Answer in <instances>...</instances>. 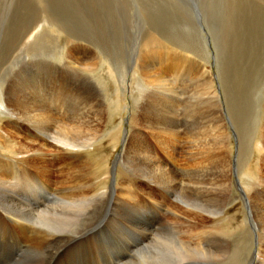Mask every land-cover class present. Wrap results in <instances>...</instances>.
Wrapping results in <instances>:
<instances>
[{
	"label": "rangeland",
	"instance_id": "rangeland-1",
	"mask_svg": "<svg viewBox=\"0 0 264 264\" xmlns=\"http://www.w3.org/2000/svg\"><path fill=\"white\" fill-rule=\"evenodd\" d=\"M154 39L159 42L155 57L160 56L163 62L168 54L176 67L185 69L159 71L164 76L166 93L159 87L162 80L156 87H149L153 81L150 70L140 68L151 53L146 46ZM73 52L76 58L92 59L91 71L81 73L80 78L67 66ZM151 66L144 61V68ZM16 81L14 92L12 85ZM30 84L44 91L65 92L67 102L59 110L72 113L77 121L90 120L95 124L100 111L103 126L97 139L87 145L76 142L77 149L82 148L77 152L86 161L84 165L56 161L60 153L56 155L43 142L45 137H53L51 142L62 147L59 143L66 141V133L59 134L57 128L49 133H37L34 126V130L18 128L20 124L16 122H27L21 118L17 105L28 95L25 86ZM48 105L49 112L54 113L55 103L48 101ZM152 105L170 107L169 128L177 135L171 133L173 137L163 141L139 128L144 126L145 112ZM6 107L16 111L8 115ZM215 116L220 130L212 127ZM262 122L264 0H0V154L7 158L0 156L4 170L0 168V176L10 182L9 177L15 175L19 180L13 184L17 185L14 196L9 189H0V258L13 259L20 253L16 226L33 219H38L35 224L48 220L50 225L42 222V227L50 233H62L64 238H146V234L148 238H171L163 225L169 224L176 199L165 190L166 177L162 176L184 179V192L192 188L191 182L198 176L219 177L212 174L225 173L228 191L223 208L212 219L220 222L208 225L213 238H220L223 257L220 256L219 264H236L239 255L243 264H264L263 252L254 259L255 252L264 250L263 223L260 229L258 216L247 207L250 197H246L254 190L256 198L264 202V166L260 161L264 151L258 149L264 145ZM134 128L137 135L132 138ZM209 129L219 131L221 150L206 148L211 133L205 131ZM124 137L131 138L136 146L129 155L124 154L122 162L116 163ZM166 144H177L175 152L166 154L170 148ZM224 148H230L229 158L222 153ZM43 157L46 162H42ZM155 157L160 167L154 164ZM27 160L32 163L26 167ZM41 162L49 174L42 170ZM104 174L111 180L106 185ZM258 179L260 182L253 183ZM43 181L52 189H88L91 194L84 218L62 217L56 198L42 193ZM4 185L0 182V187ZM96 188L100 194L91 197ZM7 197H20L40 208H11ZM121 198L130 199L128 202ZM180 200L184 202L181 206L190 211L202 204L184 195ZM185 222L189 224L188 220ZM221 230L226 235H221ZM156 232L162 233L154 237ZM29 236L33 238L31 233Z\"/></svg>",
	"mask_w": 264,
	"mask_h": 264
},
{
	"label": "bare ground",
	"instance_id": "bare-ground-1",
	"mask_svg": "<svg viewBox=\"0 0 264 264\" xmlns=\"http://www.w3.org/2000/svg\"><path fill=\"white\" fill-rule=\"evenodd\" d=\"M250 7H252V6H250ZM243 15H245V14H243ZM239 22H240V20H239ZM227 27H229V26H227ZM158 44H159V42L155 39H154V41L151 40L148 43L146 48L150 47V50H147V51L151 52V53H149L148 55L146 54L147 58L144 61H148L150 64H152V66L149 68H144L143 67L144 61H142L140 68L143 69L145 72L150 70L153 81L148 83L149 87L152 86L154 88V84L156 87L158 85V84L156 85L158 80H162L159 87H160V90H162L163 92L166 93L168 91V89H166V86L164 84V79H163L164 76L160 75L161 74L160 72H166L168 70V68H169V70L174 69L175 71H181V70H185V69L176 67L173 64L174 60H171L172 56H168V54L164 57L166 59V61L163 60V62L160 61V56L155 57V55H153V54L157 53L156 50H158V47H159ZM78 50L80 51L82 49L78 48ZM165 53H166V51H165ZM68 55H69V53H68ZM161 57H162V55H161ZM91 62H92L91 58H85V57L84 58H76L75 52H73L72 59L68 61L69 65H67V66L72 67L75 74L80 78L81 73L91 71ZM153 65H155L156 70H153ZM177 75H179V74H177ZM189 77H191V76H189ZM206 78H208V77H206ZM42 83L43 82H38L37 84H42ZM81 83H83V82H81ZM137 83L142 84L140 81H137ZM16 84H17V81L14 82L12 85L13 86L12 90H14V92H16V90H17V88L15 87ZM56 85H58V84H56ZM145 85L146 84H144V86ZM36 86L37 85H34V84H30V85L25 86L26 91H28L29 93L27 96H24L25 99L23 101H21V102L18 101V105H17L18 109L17 110H18V112H20V114L22 116L21 118H24L25 120L27 119L26 123L16 122V124H20V125L22 124L23 125V126L19 125L21 128L19 126H18V128L21 130H22V128H23V130H28V129L34 130L35 129L34 127H36L37 133L40 131H44L45 133H49V132L53 131V129L57 128V130L60 131L59 134L66 133V138H67L66 141L59 143V144L63 145L62 147L56 146L53 142H51L52 140H54L53 137H45L43 142L45 143V145L47 147L51 148L53 150V153H56V155L60 153L61 156L56 161L61 160L64 162H68L69 164H77L78 163V164L84 165V163H86V161L82 160V156L78 155V152H77L78 150H82V148L77 149L76 142L83 143V144L87 145V142H90L92 140L97 139V137L99 136L98 134L101 130V127L103 126V125H101L102 124V117L99 113L100 111L98 110L99 112L96 114V117L98 119L97 120L94 119V121H93V122H95V120H96L95 124L92 123L90 120L89 121H77V118L72 113H69V112L64 113L62 110H59L60 105L64 104V103L66 104V102H67L65 92H63L61 89L44 91L43 90L44 88L41 89V88L36 87ZM47 87H48V85H47ZM17 92H19V91H17ZM23 92H24V90H23ZM14 96H13V98H14ZM20 100H22V99H20ZM48 101H52L55 103V105L53 107V109L55 111L54 113L49 112ZM9 106L12 107V105H9ZM10 107H8V108L6 107L8 113L5 110L6 108H4L3 110H5V112L8 115L9 114L13 115V113L16 110L14 108L11 109ZM143 108H145V107H143ZM208 111H210V110H208ZM140 112H142V109L140 110ZM171 115H172V111H171L170 107H168V108H166V107L156 108V107H153V105L149 106V108L145 112L146 120L144 121L142 119L145 122V124L143 127H139V128H142V129L146 130L147 132H150L151 134H153L156 137L165 141L166 138L173 137L172 135H170L171 133L174 135L178 134V133H174V131L169 128L171 126L170 125L171 120L169 119V118H172ZM217 117L215 116V121L212 122V127L214 129L220 130V124L217 122ZM261 124L263 125L261 137H262L263 143H264V122H262ZM136 129L137 128H134L132 130V132H133L132 138L136 134ZM57 132L55 134H57ZM205 133H211L209 136L210 142L206 145V148L209 149L210 151L221 150L223 147L222 146L223 144H221V135H220L219 131H216V130L212 131L211 129H209V130H206ZM213 133H214V135H213L214 137H212ZM129 136L130 135H128V137ZM79 137L82 138L81 139L82 142L78 141ZM177 144H171V145L166 144V145H170V148L166 151V154L167 153H174L175 147ZM121 145H122V147H121L122 151H121V153L117 154V156H116L117 158L115 157L116 163L122 162L124 154H125V156L129 155V153L133 150L132 148L135 144L133 145V141L131 140V138L127 140L124 137ZM258 149L260 151H264V145H263V147H261V145H260V148H258ZM138 152H140V151H138ZM222 153L225 154L227 156V158H229V153H231V150H230V148H228V149L224 148ZM0 156H3V155L0 154ZM3 157H5V156H3ZM156 157L154 158V164L156 165V167H160L159 165L156 164V163H159V160L156 159ZM129 158H125V159H129ZM132 159H134V158H132ZM155 159H156V163H155ZM43 160H44V157L42 158V162H46L45 160L44 161ZM9 161L11 162L12 165L17 166V164L14 161H11V160H9ZM81 161H83V162H81ZM260 161H261V165L264 166V153L262 154ZM42 162H41L42 170L49 174V172L47 171V169L45 168V166ZM126 162H128V160ZM135 162H136V160H135ZM30 163H32V162L31 161L28 162V160H27L25 162V166L27 167L28 164H30ZM8 164H7V166H10V163H8ZM7 166H6V168H7ZM127 166H129V165H127ZM157 169L159 170V172H161V170L159 168H157ZM17 171H19V170H17ZM64 174L68 175L71 173L70 172H64ZM64 174H61V175H64ZM8 175H9V172H8ZM212 175H218L219 177H213L210 175L198 176L192 180V182H191L192 188L190 190H187L184 192H182V191L187 186V182L184 179H182V181H180V180L176 179V177H174V176H168V175L162 176L163 178L166 177L165 182L168 184V185L166 184L165 190H168L167 191L168 193L171 192L172 194H170V196L174 197L176 199L175 204L172 206V209L170 211L172 214V218H171V220L169 219L170 220V221H168L169 224L163 225L167 229L166 231L165 230L164 231L171 233V238H148V234H146V238H83V237L82 238H74V237L64 238L65 237L64 234H62V233H50L48 230H46L42 227V225H43L42 222L50 225V222L48 220L42 219V222L35 224V222L38 219H33L30 223L17 224V226H16V227H18L17 233L20 236V238H18L19 239L18 244H19L21 251L13 259L8 258V256H7L8 259L5 258L4 256H2L0 258V264H219V258L223 254V252L220 251L221 245L218 243L220 241L219 240L220 238H213V236H212L213 231H211V229L208 227V225L209 224L210 225H219L220 221L218 220V218L216 219L215 222H212V219L214 221L215 215L218 214V212L221 210L220 208H223V207H221V205L224 201L223 199H225L224 196L226 195V193L228 191L227 187L229 185L226 187V185H225L226 182L224 183V179L227 180V178L224 176V175H226L225 173L212 174ZM105 176H106V174H104V180L106 178V182H105V185H106L108 183V181H111V180H109V176H106V177ZM0 178H2L0 180V182L5 184L3 187H0V189L2 191H7L9 189L11 195L14 196L15 195L14 190L17 188V185H13V184L19 182L18 178L16 179L15 175H13V176L9 177L11 180L10 182H9L8 178L1 177V176H0ZM261 178H262V176H261ZM239 179H242V178H239ZM260 179L252 180V181H253V183H256V182H260ZM132 181L134 182V180H132ZM118 182H117V184H118ZM26 183H28V182H26ZM41 185H42V188H41L42 193L44 195H47L48 197H50V196L55 197L56 201H58V204L61 205V211L59 212V214H61L62 217H67L68 215H71V216L75 217L74 219L84 218V211H87L86 205L88 204V200H90L89 195L91 194V193L88 194V192H89L88 189L73 188V187H65L62 189H55V188L52 189L50 187V185H47V182H45V181H43V184H41ZM145 185H147V188H150V186H148L147 183ZM30 189H31V192H35V190L33 188H30ZM115 189H117V188H115ZM126 189L127 188H124V190H126ZM53 190H54V192L56 191L55 195H52V193L50 194V192ZM176 190H178V192H175ZM100 191L101 190H99L98 188L94 189L92 191L93 195L91 197H93L94 195L100 194ZM103 194H104V192H103ZM174 194H176V195H174ZM241 194H242V192H241ZM250 194L251 195H246V197H248V198L250 197L249 200L247 201V207L250 208V211L252 212L253 215L258 216V217H256V220H257L259 228L260 229L262 228V223H263V229H264V204H263L264 202L262 203L260 198H256L257 194L254 190H251ZM58 195H60V196L57 198ZM183 195L185 197H187L189 200H199L202 202V204L195 205L196 206L194 208L195 211H190L188 209H185L184 207L181 206V205H184V202L180 200ZM132 196L134 197V194ZM96 197L98 198V196H96ZM251 197L253 198V203H251V199H252ZM37 198H38V196H37ZM125 199H126V201H128L130 198H128V199L127 198H121V200H123V201ZM165 199H163V200H165ZM7 200H8V204H11V208H17V209H28V208L39 209L40 208V206L34 207V206L29 205L27 202L20 200V197L18 198V200L14 199L13 197H11L9 200V197H7ZM38 200H39V198H38ZM132 200H135V199L133 198ZM42 202H45L44 198H43ZM162 202H164V201H162ZM33 203H34V201H33ZM82 204H85L84 208L81 207ZM100 204H101V202H100ZM154 204H156V203H154ZM244 205H245V203H244ZM155 207H156V205H155ZM88 208H89V206H88ZM160 208H162V207H160ZM65 211H67V212H65ZM219 215H221V212L219 213ZM219 215H217V216H219ZM184 220L185 221L188 220L189 224H187V222H185ZM190 222L192 223V225L190 224ZM206 223H208L207 226H206ZM206 230L209 231L211 234L209 232H207ZM145 231H146V228L143 230V233ZM261 231L263 232L264 230H261ZM149 232H153V231H149ZM154 232H155V230H154ZM30 233L32 234L33 238L30 237L31 235L29 236ZM33 233H35V235ZM159 233H162V232H158V233L156 232L154 237H156ZM219 233H221V235H224V234L226 235V232L222 231V230ZM14 245H13V247H14ZM0 246L2 247V245H0ZM10 248H11V246H10ZM262 252L264 253V250L261 252H255L254 253V259L259 258L261 256ZM10 256H11V254H10ZM262 257H264V255ZM232 258H235L234 253L232 254ZM3 259H7V260L6 261L4 260L5 262H3ZM244 260H245V258H244ZM242 262L243 261L241 259V255H239L236 264H243ZM226 264H228V263H226ZM245 264H247V263H245Z\"/></svg>",
	"mask_w": 264,
	"mask_h": 264
}]
</instances>
